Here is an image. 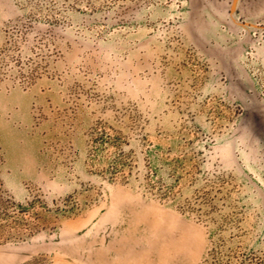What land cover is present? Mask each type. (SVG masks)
I'll list each match as a JSON object with an SVG mask.
<instances>
[{"label":"rangeland","instance_id":"obj_1","mask_svg":"<svg viewBox=\"0 0 264 264\" xmlns=\"http://www.w3.org/2000/svg\"><path fill=\"white\" fill-rule=\"evenodd\" d=\"M0 264H264V0H0Z\"/></svg>","mask_w":264,"mask_h":264}]
</instances>
